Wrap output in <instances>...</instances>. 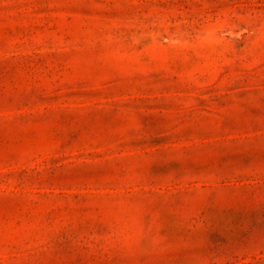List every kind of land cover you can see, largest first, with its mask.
Masks as SVG:
<instances>
[{"label": "rangeland", "instance_id": "rangeland-1", "mask_svg": "<svg viewBox=\"0 0 264 264\" xmlns=\"http://www.w3.org/2000/svg\"><path fill=\"white\" fill-rule=\"evenodd\" d=\"M0 264H264V0H0Z\"/></svg>", "mask_w": 264, "mask_h": 264}]
</instances>
